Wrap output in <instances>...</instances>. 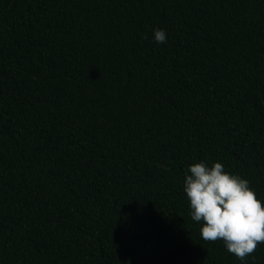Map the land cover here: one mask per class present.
I'll use <instances>...</instances> for the list:
<instances>
[{"label":"trees","instance_id":"1","mask_svg":"<svg viewBox=\"0 0 264 264\" xmlns=\"http://www.w3.org/2000/svg\"><path fill=\"white\" fill-rule=\"evenodd\" d=\"M201 160L264 203V0H0V264H264L201 238Z\"/></svg>","mask_w":264,"mask_h":264},{"label":"clouds","instance_id":"2","mask_svg":"<svg viewBox=\"0 0 264 264\" xmlns=\"http://www.w3.org/2000/svg\"><path fill=\"white\" fill-rule=\"evenodd\" d=\"M153 35L159 44L168 42L163 29L156 28ZM183 191L192 221L202 225L203 241H223L227 251L242 262L249 256L255 259L258 244H264V203L248 180L225 171L221 162L209 166L201 160L189 166Z\"/></svg>","mask_w":264,"mask_h":264}]
</instances>
